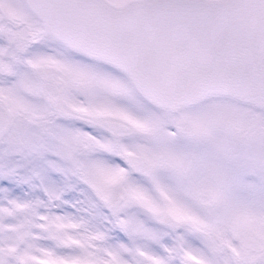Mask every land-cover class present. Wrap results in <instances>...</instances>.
<instances>
[{
    "label": "snow or ice",
    "instance_id": "1",
    "mask_svg": "<svg viewBox=\"0 0 264 264\" xmlns=\"http://www.w3.org/2000/svg\"><path fill=\"white\" fill-rule=\"evenodd\" d=\"M0 264H264V0H0Z\"/></svg>",
    "mask_w": 264,
    "mask_h": 264
}]
</instances>
